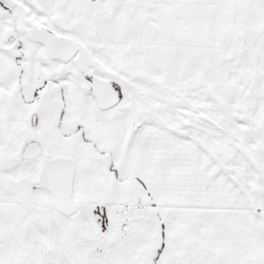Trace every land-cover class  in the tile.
<instances>
[{
  "label": "snow or ice",
  "instance_id": "snow-or-ice-1",
  "mask_svg": "<svg viewBox=\"0 0 264 264\" xmlns=\"http://www.w3.org/2000/svg\"><path fill=\"white\" fill-rule=\"evenodd\" d=\"M0 264H264V0H0Z\"/></svg>",
  "mask_w": 264,
  "mask_h": 264
}]
</instances>
